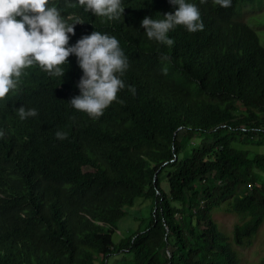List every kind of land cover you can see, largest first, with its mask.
Segmentation results:
<instances>
[{
    "label": "trees",
    "instance_id": "obj_1",
    "mask_svg": "<svg viewBox=\"0 0 264 264\" xmlns=\"http://www.w3.org/2000/svg\"><path fill=\"white\" fill-rule=\"evenodd\" d=\"M185 2L204 29L176 26L169 47L148 39L141 21L174 13L171 0H121L118 19L49 0L80 22L68 46L107 34L129 68L99 118L70 104L83 76L74 54L63 77L33 65L0 100V264H117L115 254L126 264H243L237 246L264 221V152L248 147L264 145V44L243 17L264 0ZM21 106L37 116L21 120ZM141 195L152 200L149 223L114 242L124 207ZM218 209L240 216L229 241Z\"/></svg>",
    "mask_w": 264,
    "mask_h": 264
},
{
    "label": "clouds",
    "instance_id": "obj_2",
    "mask_svg": "<svg viewBox=\"0 0 264 264\" xmlns=\"http://www.w3.org/2000/svg\"><path fill=\"white\" fill-rule=\"evenodd\" d=\"M85 11L99 17L118 19L124 8L121 0H78ZM176 11L165 14L163 19L145 17L141 27L148 39H154L169 47L174 40L168 37L170 30L182 25L190 33L202 31L201 14L198 8L185 0H171ZM214 3L228 8L231 0H214ZM77 20L69 23L56 6L49 7V0H0V100L17 89L23 71L39 65L50 76L63 77L68 57L75 55L82 69L78 88L80 95L74 97L71 106L91 118H99L104 110L117 99V93L125 88L121 79L129 68L128 58L115 37L93 31L68 46L70 34L74 35ZM167 60L168 57H163ZM167 74V69H163ZM134 94L135 89L129 87ZM36 109L19 107L21 120L37 116ZM4 135L0 131V137ZM59 140L67 139L68 133L57 131Z\"/></svg>",
    "mask_w": 264,
    "mask_h": 264
},
{
    "label": "rangeland",
    "instance_id": "obj_3",
    "mask_svg": "<svg viewBox=\"0 0 264 264\" xmlns=\"http://www.w3.org/2000/svg\"><path fill=\"white\" fill-rule=\"evenodd\" d=\"M246 18L243 19L254 29L258 31L259 39L264 44V6L260 9L250 8L246 13ZM251 19V20H250ZM252 151L264 152V145L259 147L248 146ZM162 189L168 193V183L164 177V173L161 175ZM126 214L116 223V228L112 234L114 242H117L121 237L129 236L137 229H144L149 223V218L152 209V200L143 195L135 198L134 202L130 206L124 207ZM214 217L218 223V229L223 233L225 241H229V236L232 235L233 226L235 223L240 222V216L237 213L225 212L221 209L215 210ZM243 264H257L260 258L264 254V221L261 224L257 236L253 242L246 247L237 246ZM171 248H169V251ZM127 256L123 254H115L109 256V263L126 264ZM98 259L96 260V262Z\"/></svg>",
    "mask_w": 264,
    "mask_h": 264
},
{
    "label": "bare ground",
    "instance_id": "obj_4",
    "mask_svg": "<svg viewBox=\"0 0 264 264\" xmlns=\"http://www.w3.org/2000/svg\"><path fill=\"white\" fill-rule=\"evenodd\" d=\"M126 83V82H125Z\"/></svg>",
    "mask_w": 264,
    "mask_h": 264
}]
</instances>
